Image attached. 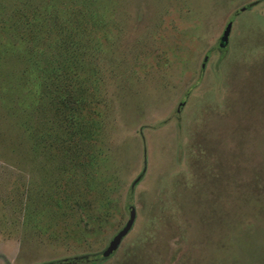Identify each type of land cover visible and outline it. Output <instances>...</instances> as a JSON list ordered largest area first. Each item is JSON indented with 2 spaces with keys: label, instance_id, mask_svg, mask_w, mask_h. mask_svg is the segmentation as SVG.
<instances>
[{
  "label": "rangeland",
  "instance_id": "374dc122",
  "mask_svg": "<svg viewBox=\"0 0 264 264\" xmlns=\"http://www.w3.org/2000/svg\"><path fill=\"white\" fill-rule=\"evenodd\" d=\"M31 1L79 59L24 154L0 124V264H264V0Z\"/></svg>",
  "mask_w": 264,
  "mask_h": 264
},
{
  "label": "trees",
  "instance_id": "16d2710c",
  "mask_svg": "<svg viewBox=\"0 0 264 264\" xmlns=\"http://www.w3.org/2000/svg\"><path fill=\"white\" fill-rule=\"evenodd\" d=\"M40 1L47 6H50L53 2V0ZM87 1L91 2L93 0L74 2L73 12L79 13L80 7ZM1 2L4 8H2V14H0V30L6 34L4 35L0 31V43L3 44L0 47H5V50L1 49L0 51L2 54V57L0 56V70L2 71L0 75L3 76L0 82L6 83L7 76H10L12 80L18 77L20 84L17 86L13 81L10 82L9 90L0 86V99L2 101L0 102V124H3L9 116L12 118L11 122L17 128L16 133H19L18 135L11 132L7 134L13 136L14 140L12 137L7 138V135L3 133L1 138L6 142V148H4V144L0 143V146L11 155L15 153V150L20 152L21 155L27 151L26 148H28L34 133L32 130L36 127L43 130L45 127V98L48 83L46 73L53 54L55 56L53 60L65 58L68 61H73L79 59L77 53H71L69 50L71 46H77L79 43L72 35L68 37L63 33L62 36L56 38L59 29L64 30L67 27L77 29V20L49 16L40 7L33 5L31 0H0ZM30 4L33 6H29ZM52 7L54 10H58L57 4ZM88 12L92 14L94 10L90 8ZM52 36L53 39H51ZM53 42L55 43L51 45ZM60 48L63 51L59 50ZM6 55L16 62L18 65L17 70L13 66L10 69L5 68L6 64H11L4 60ZM56 72L57 78L63 77L59 70H56ZM4 87H6L5 84ZM60 88L55 90L56 95H60ZM2 94L8 96L2 98ZM17 115L23 117L19 118ZM1 132L2 128H0ZM43 135L39 133L40 138ZM9 141H14L16 147L12 146ZM58 263L60 262L55 264Z\"/></svg>",
  "mask_w": 264,
  "mask_h": 264
},
{
  "label": "water",
  "instance_id": "95a60500",
  "mask_svg": "<svg viewBox=\"0 0 264 264\" xmlns=\"http://www.w3.org/2000/svg\"><path fill=\"white\" fill-rule=\"evenodd\" d=\"M231 27H232V24L230 23L224 33L221 46H226L228 44ZM135 218H136V209L135 207H132L131 212H130L129 221L127 222L126 226L111 241L109 247L104 252L105 256H110L114 251L117 250L122 239L125 237V235H127V233L131 230L132 226L134 225Z\"/></svg>",
  "mask_w": 264,
  "mask_h": 264
}]
</instances>
